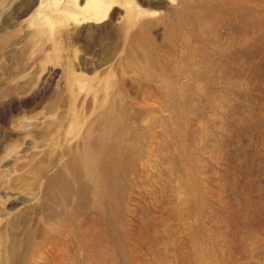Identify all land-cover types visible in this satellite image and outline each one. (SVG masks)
<instances>
[{"label": "rangeland", "instance_id": "374dc122", "mask_svg": "<svg viewBox=\"0 0 264 264\" xmlns=\"http://www.w3.org/2000/svg\"><path fill=\"white\" fill-rule=\"evenodd\" d=\"M0 264H264V0H0Z\"/></svg>", "mask_w": 264, "mask_h": 264}]
</instances>
